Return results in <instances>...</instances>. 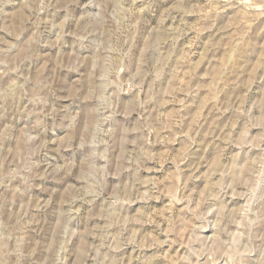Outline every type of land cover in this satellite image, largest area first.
Instances as JSON below:
<instances>
[{
  "label": "rangeland",
  "instance_id": "1",
  "mask_svg": "<svg viewBox=\"0 0 264 264\" xmlns=\"http://www.w3.org/2000/svg\"><path fill=\"white\" fill-rule=\"evenodd\" d=\"M0 264H264V0H0Z\"/></svg>",
  "mask_w": 264,
  "mask_h": 264
}]
</instances>
